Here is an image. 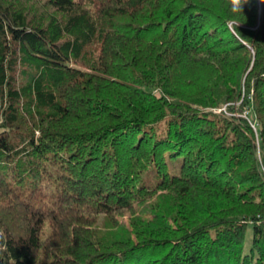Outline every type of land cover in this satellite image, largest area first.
Returning <instances> with one entry per match:
<instances>
[{"label": "trees", "instance_id": "obj_1", "mask_svg": "<svg viewBox=\"0 0 264 264\" xmlns=\"http://www.w3.org/2000/svg\"><path fill=\"white\" fill-rule=\"evenodd\" d=\"M0 264H264V0H0Z\"/></svg>", "mask_w": 264, "mask_h": 264}, {"label": "clouds", "instance_id": "obj_2", "mask_svg": "<svg viewBox=\"0 0 264 264\" xmlns=\"http://www.w3.org/2000/svg\"><path fill=\"white\" fill-rule=\"evenodd\" d=\"M246 2V0H230L232 11L234 13H239L242 11V5Z\"/></svg>", "mask_w": 264, "mask_h": 264}, {"label": "rangeland", "instance_id": "obj_3", "mask_svg": "<svg viewBox=\"0 0 264 264\" xmlns=\"http://www.w3.org/2000/svg\"><path fill=\"white\" fill-rule=\"evenodd\" d=\"M240 102L238 101V102H235V103H233L234 105H238ZM225 109H226V107H224L222 110L223 111H225ZM221 110V109H220ZM248 113H249V111H245L244 112V116H246V117H248L247 115H248ZM251 117V116H250ZM129 215V213L127 212V214L125 215V217H127Z\"/></svg>", "mask_w": 264, "mask_h": 264}]
</instances>
